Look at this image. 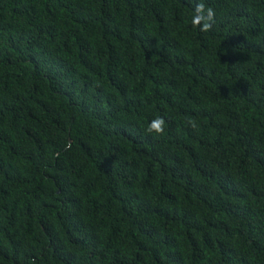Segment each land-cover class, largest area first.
<instances>
[{"label":"trees","instance_id":"1","mask_svg":"<svg viewBox=\"0 0 264 264\" xmlns=\"http://www.w3.org/2000/svg\"><path fill=\"white\" fill-rule=\"evenodd\" d=\"M0 264H264V0H0Z\"/></svg>","mask_w":264,"mask_h":264},{"label":"clouds","instance_id":"2","mask_svg":"<svg viewBox=\"0 0 264 264\" xmlns=\"http://www.w3.org/2000/svg\"><path fill=\"white\" fill-rule=\"evenodd\" d=\"M215 21V11L211 7H206L204 3H198L194 10L192 19L193 27L202 32H208ZM165 119L163 117L154 118L148 125V132L156 135L165 134ZM195 127L194 121H189Z\"/></svg>","mask_w":264,"mask_h":264}]
</instances>
